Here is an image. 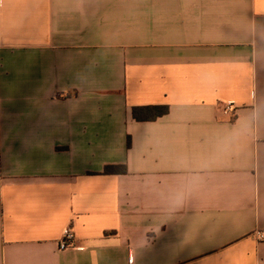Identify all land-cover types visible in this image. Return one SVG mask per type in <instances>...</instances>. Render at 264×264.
Masks as SVG:
<instances>
[{
    "label": "crops",
    "instance_id": "obj_1",
    "mask_svg": "<svg viewBox=\"0 0 264 264\" xmlns=\"http://www.w3.org/2000/svg\"><path fill=\"white\" fill-rule=\"evenodd\" d=\"M257 230L264 0H0V264H264Z\"/></svg>",
    "mask_w": 264,
    "mask_h": 264
},
{
    "label": "built area",
    "instance_id": "obj_2",
    "mask_svg": "<svg viewBox=\"0 0 264 264\" xmlns=\"http://www.w3.org/2000/svg\"><path fill=\"white\" fill-rule=\"evenodd\" d=\"M220 109L224 115L234 116L237 106L233 102H224L221 104ZM254 236L258 242H264V230L255 231ZM57 246L58 250L60 251H64L70 248H80L76 244L75 234L70 227H66L63 230Z\"/></svg>",
    "mask_w": 264,
    "mask_h": 264
},
{
    "label": "trees",
    "instance_id": "obj_3",
    "mask_svg": "<svg viewBox=\"0 0 264 264\" xmlns=\"http://www.w3.org/2000/svg\"><path fill=\"white\" fill-rule=\"evenodd\" d=\"M167 112V106H146L133 108L132 115L138 121H149L154 120L157 117L163 116ZM127 145H130L129 141ZM105 172H108V170L106 169Z\"/></svg>",
    "mask_w": 264,
    "mask_h": 264
}]
</instances>
